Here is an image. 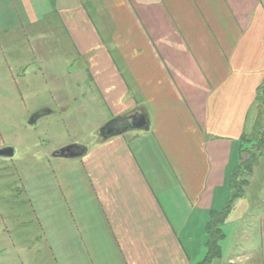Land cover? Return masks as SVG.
Wrapping results in <instances>:
<instances>
[{
  "label": "crops",
  "instance_id": "0c3cea01",
  "mask_svg": "<svg viewBox=\"0 0 264 264\" xmlns=\"http://www.w3.org/2000/svg\"><path fill=\"white\" fill-rule=\"evenodd\" d=\"M3 38L38 63L45 51L68 56L71 85L90 78L43 101L32 125L59 113L75 131L78 118L97 133L135 113L148 125L106 141L98 131L78 144L82 157L63 158L80 161L42 156L55 191L72 196L42 222L55 264H264V177L231 202L264 93V0H0ZM223 212L219 255L206 262L209 223Z\"/></svg>",
  "mask_w": 264,
  "mask_h": 264
},
{
  "label": "rangeland",
  "instance_id": "374dc122",
  "mask_svg": "<svg viewBox=\"0 0 264 264\" xmlns=\"http://www.w3.org/2000/svg\"><path fill=\"white\" fill-rule=\"evenodd\" d=\"M3 43L4 38L0 39V47L3 48L0 50V144H4L2 148H16L17 154L13 158L0 157V264H55L52 249L48 242L43 243L42 222L54 221L55 219L48 218L54 216L53 210L59 208L61 202L68 204L72 196L66 193L64 186L62 192L55 191L51 180L52 173L46 171L47 168L42 165V156L53 159L52 162L58 165L66 161H80L55 158L54 153L58 150L59 142L74 139L77 140L75 145H82L81 142L94 144L98 140L94 138V134L106 123H100L97 133L94 132L98 126L95 124L91 133L94 124L90 127L88 122L78 118L75 123L78 130L75 131L72 126L61 125L65 115L59 113L60 116L50 120L49 125L46 124L47 120L39 125H32L30 119L36 114L34 110L43 101L49 102L54 93L56 97L59 94L69 97L72 90L83 87L84 91L86 87L91 86L90 78H87L88 85L85 82L79 86L71 85L69 72L72 74L74 69L68 56H60L55 51H45L47 62L38 63L35 55L28 49L23 53H10ZM66 54L74 55V52L67 51ZM13 56L26 58L30 67L18 68L19 62H16ZM40 64L49 68H43L45 72L32 79ZM68 80L69 83L66 84ZM75 95L78 96L77 103L84 102L82 93ZM53 104L56 105L57 102L53 101ZM256 105L257 111L261 107L259 116L254 117L255 123L251 125L247 135L249 140L244 141V166L235 178L251 180L253 190L259 189L264 177V159L257 157L264 145L263 91ZM85 107L89 106L86 104ZM100 109L101 107H98L96 110ZM247 156L249 159H246ZM76 171V167H69L62 175L68 176ZM251 176L254 179H251ZM63 193H66L65 196ZM214 234H217L216 231ZM211 259V262H214L215 257Z\"/></svg>",
  "mask_w": 264,
  "mask_h": 264
},
{
  "label": "water",
  "instance_id": "95a60500",
  "mask_svg": "<svg viewBox=\"0 0 264 264\" xmlns=\"http://www.w3.org/2000/svg\"><path fill=\"white\" fill-rule=\"evenodd\" d=\"M38 118V115L33 117L34 121ZM148 125L145 123V118L142 114L135 113L130 116L117 117L112 121L106 123L99 130V137L101 140H108L110 138L120 136L128 131L135 129L147 130ZM81 150V152H79ZM86 147L79 145H72L64 147L54 153L56 158H80L86 153ZM17 154V150L14 147H4L0 149V157L13 158Z\"/></svg>",
  "mask_w": 264,
  "mask_h": 264
},
{
  "label": "trees",
  "instance_id": "16d2710c",
  "mask_svg": "<svg viewBox=\"0 0 264 264\" xmlns=\"http://www.w3.org/2000/svg\"><path fill=\"white\" fill-rule=\"evenodd\" d=\"M243 166H244V164H243ZM236 176H238V175H236ZM248 184H249V179L243 178L242 180H237V179H235V177L231 179V186L233 189V197H232L231 202H233L236 198H238L242 194H244L245 188ZM224 216H225V212L220 213V214L214 213L213 220H211V222L209 223V227H208L209 230L208 231L210 232V236H211V238L209 239L210 252L208 254L206 262L210 261L212 257H217L219 255L218 248L216 245V241L218 240L217 238L220 237V232H219V229H217L215 225H216L217 221L221 220ZM214 231H216V233H217L216 235L214 234Z\"/></svg>",
  "mask_w": 264,
  "mask_h": 264
}]
</instances>
